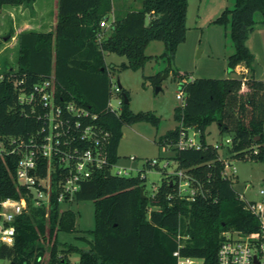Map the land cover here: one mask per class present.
I'll return each instance as SVG.
<instances>
[{"label": "trees", "instance_id": "1", "mask_svg": "<svg viewBox=\"0 0 264 264\" xmlns=\"http://www.w3.org/2000/svg\"><path fill=\"white\" fill-rule=\"evenodd\" d=\"M36 0H0L5 7L29 6ZM189 0H143L138 11L115 17L108 35L100 24L110 21L112 0H58L57 24L51 32L23 31L18 38L16 70L0 73V142L11 151L10 141L28 140L42 126L20 95L54 76L59 100L75 102L99 115V124L110 133L107 168L83 183L74 202L95 203V227L88 234L86 247L63 244L59 233H76V213L61 211L53 201L49 212L30 207L19 216L13 247L0 246V258L11 264H71L69 255L77 254L78 264H176L177 235L189 236L182 255L217 264L218 250L227 231L246 234L259 229L258 220L244 208L233 187L223 177L225 163L252 159L264 162V81L253 73L254 55L247 46L254 31L255 15L264 16V0H236L214 23L230 18L234 52L228 57V69L242 66L250 72L241 78L195 79L183 87L184 103L175 110L178 127L161 144L171 147L176 171H184L201 184L203 194L194 201L177 197L175 174L168 175L149 160L146 169L163 171L165 178L155 198L142 196L146 177L116 175L112 168L119 161L118 147L123 127L140 122L156 124L158 118L134 114L128 92L120 88L121 109L110 107L112 71L106 54L127 59L121 69H142L149 57L150 43L164 44L161 57L174 59L177 47L186 39ZM147 18L149 24H146ZM102 36L99 42L98 37ZM217 124L219 134L228 135L226 158L219 148L206 141L207 129ZM199 134L200 149H178L181 131ZM17 153L0 154V201L19 200L28 191L19 186ZM173 198H170V196ZM67 203V204H71ZM151 206L158 208L151 209Z\"/></svg>", "mask_w": 264, "mask_h": 264}, {"label": "rangeland", "instance_id": "2", "mask_svg": "<svg viewBox=\"0 0 264 264\" xmlns=\"http://www.w3.org/2000/svg\"><path fill=\"white\" fill-rule=\"evenodd\" d=\"M235 3L236 0H191L187 12L186 39L177 47L174 59L170 62L161 57L164 44L159 41L152 42L147 47L146 55L149 60L140 70L121 69V65L127 62L125 57L117 54L105 55L106 64L112 71L113 88L118 87L119 82L121 87L128 92L131 111L134 114L149 113L158 118L156 124L140 122L123 127V137L118 147L119 161L113 170L114 173L121 171V174L125 176L146 177L144 194L151 199L155 198L165 178L163 171H166L168 175L176 171V163L172 160L174 150L163 146L161 142L169 132L178 127L174 116L175 110L182 105V101L177 99L181 82L235 77L228 69V57L234 52L230 37V18L228 16L227 21L222 24L214 23L226 9H233ZM112 5L113 12L110 14V21L104 28L106 35L115 17L122 18L128 12L140 10L143 0H112ZM53 7L54 0H36L29 6L13 11L16 17L14 24L17 27L25 26L27 29L33 28L43 32V29L51 26L54 11L52 15L51 13L46 15L47 24H50L48 26L41 25L40 21H44V15L41 13L47 9L52 11ZM12 8L5 7L0 10V47L4 44V38L13 31L11 15H9ZM146 24H149L148 18ZM247 46L255 56L252 66L255 77L264 81V16L260 12L255 15L254 31L250 35ZM16 61L15 54L9 53L8 50L1 52L0 73L15 70ZM111 99V104L116 107L118 95L114 90ZM193 133L190 129L191 138L199 142V134L194 137ZM206 134V141L213 146H219L220 156L225 159L226 147L229 146L226 140L229 136L222 137L217 124L211 125ZM149 160H157L163 171L146 169L145 165ZM231 164L236 169L237 177V180L233 182L234 190L248 201L259 202L262 199L259 192L264 189V162L257 163L252 159H247L235 160ZM231 171L232 169L229 170ZM156 208L158 207L151 206V209ZM60 210L75 212L77 219L76 233H59V241L63 244L86 247L87 244L83 240H92L88 232L95 227V203L85 201L62 204ZM69 258L71 264H78L77 254L69 255ZM47 260L46 255L43 259L44 264H47ZM0 264H11V262L0 258Z\"/></svg>", "mask_w": 264, "mask_h": 264}, {"label": "built area", "instance_id": "3", "mask_svg": "<svg viewBox=\"0 0 264 264\" xmlns=\"http://www.w3.org/2000/svg\"><path fill=\"white\" fill-rule=\"evenodd\" d=\"M107 25L106 21L100 24L101 28H106ZM98 40H102L101 35ZM186 82L188 81L181 82L177 94V99L182 104L185 100L183 87ZM113 90L118 95L117 106L110 102V107L119 112L120 88L112 87V92ZM20 103L30 107L31 114L41 121L42 126L28 140L10 141L9 145L15 146L11 151L0 142V154L19 155L16 180L19 186L28 191L30 198L0 201V246L8 247L15 244V220L29 212L31 206L49 212L53 201L58 204L74 202L82 184L90 180L96 172L109 166L110 133L99 124V115L73 101L59 100L53 75L35 85L30 92L22 93ZM189 130L181 131L176 145L178 149H200V142L191 138ZM193 132L194 137L197 136L198 133L194 130ZM226 144H231L230 138L226 140ZM156 164L157 160L152 161V165ZM114 167L112 173L122 175L121 171L114 173ZM174 174L177 176L174 182L177 185L178 198L194 201L199 194H203L201 184L184 171ZM223 177L233 182L237 180L236 169L229 162L225 163ZM259 193L262 196L259 202H251L243 195L239 196L245 210L258 220V231L250 234L225 232L224 241L218 250L217 264H264V189ZM188 240L189 236L177 235L178 249L173 253L176 264H203L201 259L182 255L180 249L185 247Z\"/></svg>", "mask_w": 264, "mask_h": 264}, {"label": "crops", "instance_id": "4", "mask_svg": "<svg viewBox=\"0 0 264 264\" xmlns=\"http://www.w3.org/2000/svg\"><path fill=\"white\" fill-rule=\"evenodd\" d=\"M190 1L191 0H189V4H190ZM22 7H24V6H21V7H18V8H20V9H22ZM189 7V6H188ZM18 8L17 7H13L10 11H9V15H11L10 16V21H11V24H13V31L12 32H10L5 38H4V44L0 47V50H1V52H4V51H6V50H8V52L9 53H12V54H15L16 56H17V51H18V38H19V35H20V33H22L23 31H30V30H34L33 28H29V29H27V28H25V26H22V27H17L16 26V24H14L15 23V19H16V17H14V13H13V11H17L18 10ZM53 9L54 10H52V11H49V9H47V11H45V12H43V13H41V15H44V17H43V19H44V21L42 22V21H40L42 24L41 25H43V26H48V25H50L49 23L47 24V21H46V15L48 14H50V15H52V12H53V22L51 23V26L50 27H46L45 29H43V32H51V31H53L54 29H55V27H56V24H57V12H58V0H54V7H53ZM6 13V12H5ZM42 17V16H41ZM40 17V18H41ZM188 19V18H187ZM187 22V21H186ZM25 25H27V24H25ZM41 25L39 26L40 28H41ZM36 31V30H35ZM40 31V30H39ZM40 32H42V31H40ZM0 52V53H1ZM252 52V51H251ZM253 54V53H252ZM254 55V54H253ZM255 57V56H254ZM16 70V69H15ZM254 73V72H253ZM232 74H234L235 75V77L234 78H238L239 76H241V75H243V74H245V75H247V76H249L250 75V72L247 70V69H245L244 67H242V66H238L236 69H235V72L234 73H232ZM254 76H255V74H254ZM256 79H257V77H255ZM227 79H229V78H227ZM257 80H259V79H257Z\"/></svg>", "mask_w": 264, "mask_h": 264}, {"label": "water", "instance_id": "5", "mask_svg": "<svg viewBox=\"0 0 264 264\" xmlns=\"http://www.w3.org/2000/svg\"><path fill=\"white\" fill-rule=\"evenodd\" d=\"M118 87L121 88V85H120L119 82H118ZM125 103H126V104H129V100L126 99V100H125ZM141 194H142V196H144V190H141Z\"/></svg>", "mask_w": 264, "mask_h": 264}]
</instances>
